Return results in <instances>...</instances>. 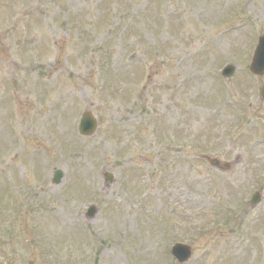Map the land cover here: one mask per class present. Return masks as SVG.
Masks as SVG:
<instances>
[{"label": "rangeland", "instance_id": "rangeland-1", "mask_svg": "<svg viewBox=\"0 0 264 264\" xmlns=\"http://www.w3.org/2000/svg\"><path fill=\"white\" fill-rule=\"evenodd\" d=\"M12 15L28 32L0 36V264H169L177 241L185 264H264V75L248 71L264 0H0V32ZM225 63L232 80H212ZM225 145L230 168L199 156Z\"/></svg>", "mask_w": 264, "mask_h": 264}, {"label": "water", "instance_id": "water-1", "mask_svg": "<svg viewBox=\"0 0 264 264\" xmlns=\"http://www.w3.org/2000/svg\"><path fill=\"white\" fill-rule=\"evenodd\" d=\"M263 49H264V39H263V41H261L259 51L256 55L255 61H254L253 66H252L253 73L258 74V75H262L264 72V60H263V64L260 66L259 57H258L259 53H261V51ZM261 93L264 97V87L261 89ZM80 125H81V131L83 134H89L95 128V123H94L93 119L91 118V116H89L88 114L83 116V119H82ZM93 213L94 212H92L91 214H93ZM173 253L181 262L185 261L190 255L189 249L181 248V247L176 248Z\"/></svg>", "mask_w": 264, "mask_h": 264}]
</instances>
